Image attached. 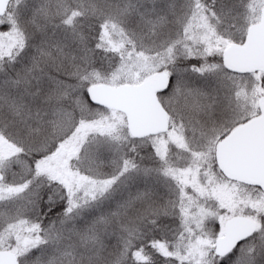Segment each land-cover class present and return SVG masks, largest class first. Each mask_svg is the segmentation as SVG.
<instances>
[{
	"label": "snow or ice",
	"instance_id": "1",
	"mask_svg": "<svg viewBox=\"0 0 264 264\" xmlns=\"http://www.w3.org/2000/svg\"><path fill=\"white\" fill-rule=\"evenodd\" d=\"M0 264H264V0H0Z\"/></svg>",
	"mask_w": 264,
	"mask_h": 264
}]
</instances>
